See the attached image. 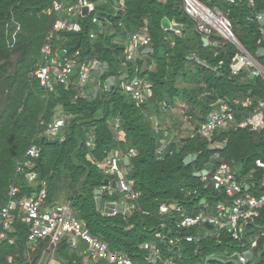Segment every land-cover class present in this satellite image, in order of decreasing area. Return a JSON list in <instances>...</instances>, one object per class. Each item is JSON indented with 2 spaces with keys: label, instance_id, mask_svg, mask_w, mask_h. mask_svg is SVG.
<instances>
[{
  "label": "trees",
  "instance_id": "obj_1",
  "mask_svg": "<svg viewBox=\"0 0 264 264\" xmlns=\"http://www.w3.org/2000/svg\"><path fill=\"white\" fill-rule=\"evenodd\" d=\"M54 1L57 0H0V210L9 200L11 186L19 188V199L45 187L46 208L70 202L74 217L85 222L93 236L107 243L112 251L126 253L137 264L149 263L152 244L161 247L163 259L174 258L179 264H206L213 255L230 259L235 251H243L247 238L238 242L227 230L219 237L169 244L170 238L199 237L204 226L179 227L181 213H161L166 201L196 214L204 209L213 212L219 202L229 198L195 175L216 167L217 163L212 162L215 150L208 141L198 135L174 141L171 137L176 123L166 125L161 120H174L172 108L180 100L195 130L221 101L232 105L237 122L243 121L264 102V77L253 76L250 69L232 75L229 66L238 53L237 47L217 34L205 45L196 31V22L184 12L182 0H122L124 14L113 8L114 0H90L96 3L103 26L86 17L82 31L61 33L60 40L54 41L56 49L80 50L91 60L103 61L109 65V75H133L137 64L143 68L141 75L148 80L153 94L140 105L117 88L94 95V80L88 97L76 98V72L75 83L68 89L60 86L55 94L47 95L34 71L42 60L45 36L58 18ZM202 1L217 6L232 20L238 41L264 67V55L258 54L264 48V38L255 19L256 12L264 11V0H257L255 8L247 0L236 4L226 0ZM164 18L180 24V32L165 29ZM146 24L152 35L151 46L136 63L124 65L129 35ZM92 33L96 37L92 38ZM247 100L251 104L244 106L242 102ZM63 115L67 116V123L55 137L60 141L48 142L55 138L46 135L47 123ZM116 119L120 121L117 131ZM216 140L227 141L225 148L219 150L220 162L235 169L244 193L258 198L264 195V169L256 165L258 159L264 161V128L219 130ZM32 144H37L41 153L32 160L31 167H25V155ZM114 150L126 157L131 150L136 151V156L128 158L129 164L124 160L122 164L140 196L131 213L122 208L117 214L108 215L106 204L121 201V194L115 189L102 191L98 209L96 191L106 184L107 176L95 161L103 160ZM195 153L197 160L186 165L185 157ZM31 171L37 174L34 181L26 176ZM188 190H198V194L190 196ZM262 232L264 211L247 227L248 238H258L256 253L264 250ZM27 236L28 226L18 219L9 235L13 242L0 241V264H32V259L40 257L49 240L39 245L30 259ZM87 248L82 240L72 246L63 238L56 246V258L65 264H110L104 260L86 263ZM260 264H264V259Z\"/></svg>",
  "mask_w": 264,
  "mask_h": 264
},
{
  "label": "built area",
  "instance_id": "obj_2",
  "mask_svg": "<svg viewBox=\"0 0 264 264\" xmlns=\"http://www.w3.org/2000/svg\"><path fill=\"white\" fill-rule=\"evenodd\" d=\"M111 0H98L101 3H107ZM184 12L196 22V31L202 37L207 38L210 43V37L214 34L220 35L232 42L238 49L231 63L230 71L232 75H238L245 69H250L255 76L264 77V68L256 58L244 47L236 45L238 41L234 33L232 20L217 6H211L202 0H182ZM228 3L236 4L244 0H226ZM250 7L255 8L257 0H247ZM113 8L119 13H125V5L122 0H114ZM88 13L84 14V9ZM53 9L58 18L52 28L45 36V42L41 48L42 60L35 68L34 76L39 80L40 85L45 89L47 95L55 94L57 88L62 86L68 89L75 83L73 76L78 72V92L76 98L86 99L90 84L96 80L94 86V95L97 92L108 93L117 88L124 94L130 96L138 105L142 104L153 94L151 85L146 77L142 76L143 68L135 65L133 75L128 72L121 74H107L109 65L100 60H91L83 56L80 50L70 52L67 49L58 51L54 41L58 42L63 32H80L83 28V19L89 17L93 24L100 27L103 21L99 18L96 3L90 0H57L53 2ZM255 19L259 22L260 31L264 38V11L256 12ZM108 21V19H106ZM263 22V24L261 23ZM179 33V31H176ZM91 37H96L95 33ZM152 43V35L148 24L141 27L137 32L130 34L124 51V62L136 63L138 58L146 55V52ZM59 52H61L59 54ZM222 64V62H220ZM80 65V69L76 67ZM221 66V65H220ZM216 69V68H214ZM235 101V104H238ZM244 106L251 104L249 100L242 102ZM264 102L254 110L253 114L247 119L237 122L235 112L229 103L221 101L218 108L213 111L196 130L192 127V133L189 136L196 135L205 139L209 147L214 152L217 159L216 167L213 170L203 173L200 177L203 183H210L215 190H222L226 193L229 200L219 202L215 211L210 212L207 209L199 213H187L176 203H164L160 211L168 213L177 211L182 214L179 227H196L204 223L210 224L217 237L221 232L227 230L233 239L238 242L247 238L246 247L243 251H235L232 256H236L238 262L247 264L248 259L245 254L253 253L258 247V238H248L247 227L254 219L260 216L264 211V195L256 197L244 193L243 183L238 179L237 172L227 162H220L221 149L225 148L227 141L216 140V134L219 130L231 131L240 128L257 130L264 128ZM175 110V108H173ZM182 110V107L181 109ZM184 117L190 122V117ZM67 123V116L55 118L46 125V135L48 137H57ZM43 124V123H42ZM120 128V121L114 122V130ZM162 149H159V153ZM41 148L37 144H32L26 152L27 160L23 163L25 167L32 166V160L38 158ZM136 156V151L131 150L126 157L121 151L114 150L101 161H95L96 166L108 177L109 182L102 186L101 191L117 190L121 194V201H115L112 204L122 205L125 212L131 213L135 208V201L140 193L135 190V181L128 177V169L122 164L125 158ZM256 165L264 169V161L258 159ZM22 166L18 167L21 170ZM29 181H34L37 174L33 171L26 175ZM115 182L112 188L111 183ZM19 188L16 185L11 186L9 200L0 210V241L9 240L10 232L14 228L15 222L19 219L28 226L27 248L28 251L35 253L45 240H49L47 251L50 254L51 261L48 264H58L54 258V247L63 238H68L73 246H77L78 241L82 240L87 244V255L92 261L104 260L110 264H137L126 253L112 251L108 244L93 236L85 222L74 217L70 202L52 205L46 208L47 189L43 187L38 193L31 196H24L21 199L17 197ZM188 195H197L198 190H188ZM118 208L108 215L118 213ZM264 236V232H262ZM160 237V234L157 235ZM199 239L196 236H185L183 238H170L169 244L174 245L179 241H193ZM151 256L148 264H179L174 258L163 259L161 247L152 244L150 249ZM46 251V250H45ZM54 261V262H53Z\"/></svg>",
  "mask_w": 264,
  "mask_h": 264
},
{
  "label": "crops",
  "instance_id": "obj_3",
  "mask_svg": "<svg viewBox=\"0 0 264 264\" xmlns=\"http://www.w3.org/2000/svg\"><path fill=\"white\" fill-rule=\"evenodd\" d=\"M162 1H165V0H162ZM172 23H176V22H172ZM180 32V31H179ZM209 44V43H208ZM263 48V47H262ZM261 49V48H260ZM263 56V55H262ZM261 65V64H260ZM263 67V66H262ZM264 68V67H263ZM255 76V75H254ZM236 101H238L239 102V100H236ZM250 101V100H249ZM251 102V101H250ZM183 106V102H181L180 100H177V102H176V108H175V110H172V114H173V118H174V120H172V121H170V120H168L166 117L165 118H163L161 121H163V123H165L166 125L168 124V125H171V124H173V123H176V128H175V126H174V128H172V140H174V141H177V138L178 137H180V139H182V138H185V137H187V136H189V134H191L192 132V125H191V123L188 121V119L186 118V117H184V113H183V110H180L181 109V107ZM173 109V108H172ZM223 142V141H222ZM127 164H129V162L127 163ZM262 169V168H261ZM204 200V201H203ZM202 200V203H206V200L205 199H203ZM115 202V201H114ZM63 203H65V202H62V203H60V204H63ZM113 202H108L107 204H106V207L109 205V204H112ZM113 205H115V204H113ZM104 210H105V208H104ZM205 224V223H204ZM204 224H202L203 226H204V229H203V231H202V233H201V235L199 236V238H205V237H208V236H216L215 235V231H214V228L212 227V228H208V227H206ZM217 237V236H216ZM66 239H68L67 237H66ZM69 240V239H68ZM46 241V240H45ZM70 242V241H69ZM78 243H79V241H78ZM78 243H77V245H78ZM58 245V244H57ZM56 245V246H57ZM72 245V244H71ZM56 246L53 248L54 249V252H53V255H54V258L56 259V263H58V264H65L64 262H62V261H60V260H58L57 258H56ZM73 246V245H72ZM48 248V247H47ZM256 250V249H255ZM255 250H254V252H253V254L255 255V257H254V259L255 258H257L258 257V255L260 254V253H262L263 251H261L260 253H256L255 252ZM149 252H150V256H151V251L149 250ZM28 256L30 257V256H32L34 253H32V252H30V251H28ZM232 254H234V253H232ZM211 257H219V258H222V259H224V260H237V257L236 258H234V256H232V258H230V259H226V258H224L223 256H222V254H218V255H213V256H211ZM211 257L208 259V261H207V263L206 264H216V263H219V262H215V261H211L210 259H211ZM149 259H150V257H149ZM149 259H148V261L147 262H149ZM263 259H264V256H263ZM262 259V260H263ZM89 260H91L89 257H88V255H87V257L85 258V262L86 263H89L90 261ZM51 261V258H50V254L48 253V251H47V249H46V251L44 250V251H42L41 252V254H40V257L39 256H37V257H35L34 258V260L33 261H31V263L32 264H48L49 262ZM92 261V260H91ZM238 261V260H237ZM54 262V261H53ZM262 262V261H261ZM260 262V263H261ZM51 263H52V261H51ZM240 263V262H239ZM252 263V261L251 260H248V263L247 264H251ZM259 263V264H260ZM219 264H222V263H219ZM241 264V263H240Z\"/></svg>",
  "mask_w": 264,
  "mask_h": 264
},
{
  "label": "water",
  "instance_id": "obj_4",
  "mask_svg": "<svg viewBox=\"0 0 264 264\" xmlns=\"http://www.w3.org/2000/svg\"><path fill=\"white\" fill-rule=\"evenodd\" d=\"M87 13H88V9L85 8V9H84V14H87ZM261 23L263 24V22H261ZM162 24H163V27H164L165 29H170V30H173V31H180L181 28H182V26H181L180 24H178V23H172V22H170V20L167 19V18H164V19H163ZM203 42L205 43V45H208L209 40H208L207 38H204V39H203ZM235 43H236V45H238L239 47H243L239 41H235ZM258 54H259L260 56L264 55V48L259 49ZM147 62H148V65H149V64H150V59H148ZM80 67H81V66L78 65V66L76 67V70H79ZM253 76H254V75H253ZM59 141H60L59 138H55V139L52 140V141H49V140H48V142H53V143H56V142H59ZM197 158H198V154H196V153H195V154H192V155H188V156L185 157V159H184V163H185L186 165H189V164L192 163L193 161L197 160ZM124 162L127 164V163L129 162V161H128V158H125V159H124ZM212 162H213V163H216V162H217V159H216V158H212ZM203 173H207V170H203V171L196 172L195 175H196L197 177H201V175H202ZM106 183H108V179L106 180ZM112 185H113V187H115V182H113ZM96 193H97V195H99V196L97 197V205H98V209H100V208H101V201H102V198L100 197V194L102 193V191H101V190H97ZM203 201H204V200H203ZM166 203H167V204H170V203H172V201H166ZM114 208L122 209V205H113V204H109L107 207H105V212L108 213V214H111V213L113 212V209H114ZM204 225H205L206 227H208V228H212V226H211L210 224H208V223H205ZM245 256H246V258H247L248 260H251V261H252L251 264H259V263L262 261V259H263L264 251H263L262 253H260V254L258 255V257L255 258V259H254L255 255H254L253 253H250V252H247V253L245 254ZM210 260H211V261H215V262H219V263H222V264H240L237 260H227V261H226V260H224V259H222V258H219V257H211Z\"/></svg>",
  "mask_w": 264,
  "mask_h": 264
},
{
  "label": "rangeland",
  "instance_id": "obj_5",
  "mask_svg": "<svg viewBox=\"0 0 264 264\" xmlns=\"http://www.w3.org/2000/svg\"><path fill=\"white\" fill-rule=\"evenodd\" d=\"M185 107V105L183 104V106H182V109ZM183 113H185V111H183ZM178 138H180V137H178ZM106 213V212H105ZM106 214H108V213H106ZM30 259L32 258V256H30L29 257ZM34 259H32V261H33Z\"/></svg>",
  "mask_w": 264,
  "mask_h": 264
},
{
  "label": "clouds",
  "instance_id": "obj_6",
  "mask_svg": "<svg viewBox=\"0 0 264 264\" xmlns=\"http://www.w3.org/2000/svg\"><path fill=\"white\" fill-rule=\"evenodd\" d=\"M107 179H108V177H107ZM108 182H109V179H108ZM114 181H112V183H113ZM112 183H111V185H112ZM107 184V183H106ZM101 190V189H100Z\"/></svg>",
  "mask_w": 264,
  "mask_h": 264
},
{
  "label": "bare ground",
  "instance_id": "obj_7",
  "mask_svg": "<svg viewBox=\"0 0 264 264\" xmlns=\"http://www.w3.org/2000/svg\"><path fill=\"white\" fill-rule=\"evenodd\" d=\"M215 158V157H214Z\"/></svg>",
  "mask_w": 264,
  "mask_h": 264
}]
</instances>
